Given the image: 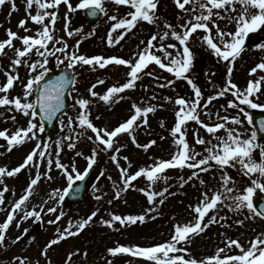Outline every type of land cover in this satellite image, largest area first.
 <instances>
[{"label":"snow or ice","instance_id":"1","mask_svg":"<svg viewBox=\"0 0 264 264\" xmlns=\"http://www.w3.org/2000/svg\"><path fill=\"white\" fill-rule=\"evenodd\" d=\"M110 2L116 6V13L108 15V20L112 23L107 33V44L109 46L119 45L125 36L131 33L138 24L147 22L157 25L161 18L157 15L159 0H79L75 5L71 0H25V18L18 22V27L23 28L25 34L20 35L11 28L6 30V37L0 40V57L7 56V50L13 51L11 64L8 69H4L0 64V70L5 72L6 81L0 83V107L7 112H15L27 117V126H17L15 130H0V138L6 141L8 152L15 147L24 145L27 142L35 141L34 147L27 153L23 161L16 167L9 168L7 165L0 166V184H4L7 177H15L22 171H31L35 168V175L30 178L24 193L18 200L14 201L6 218L0 222V248H6V238L11 225L15 222L16 228L20 229L23 222L34 218L35 221H43L42 214H52L53 219L47 221L50 225H57L54 238L47 242L41 254L47 259V264H52L48 258V251L54 245L66 240L69 237L80 235L88 226L95 223L94 218H98L101 209L98 207L86 218L77 220L69 219L66 226H60V222L67 215L63 210V204L67 196L72 193L77 181L83 182L93 166L97 164L99 153L111 152V160L119 170V181L112 184L113 199L107 203L111 205L113 200L120 199L122 194L130 189L136 188L133 182L144 179L146 187H139L136 190L146 196L149 206L140 214L121 215L109 213V218L99 217L100 223L109 228H115L117 224L121 227L130 225L144 224L154 221L162 215L160 208L169 196L175 195L170 192L171 185L157 190L156 185L163 180L168 181L166 170L175 168H187L192 170L191 175L185 179L181 176L180 187L187 184L193 178L199 177L201 173L220 170L219 188L210 189L202 193V198L193 206L189 205L194 213L192 222L175 223L170 238L148 246L138 244L124 245L117 243L116 246L108 248L110 256L115 257L121 254H130L133 257L143 258L147 264H264V232L256 235L248 246L245 247L239 239L226 237L223 242L224 247H218L214 254L203 258L196 257L192 250L194 237L200 236L215 224L228 226V217L219 215L222 208L227 207L234 213L243 210L250 212L251 218L259 217L264 219V204L257 206L254 203V195L258 190L264 192V143L259 142L258 131L253 126L250 131L243 130L245 124L253 125V116L244 106L251 109H264V104L256 102V97L264 92V75L250 79L246 87L241 88L232 79V73L236 61L245 51L246 38L250 33L264 28V0H174L176 7L186 14L183 24L177 26L164 21L163 31H158L150 36L147 41H141L143 48H139L130 58L111 55H87L80 52V44L87 36H93L95 30L84 33L83 27L71 29L70 19L64 16V32L71 38L79 36L74 45H70L64 36L58 35L57 22L61 4L65 5L68 12L74 13L78 9L90 10L91 16L98 14L107 15L106 3ZM10 5L8 16L12 12L19 11L16 0H0V8ZM35 5L36 11L32 9ZM239 5V7H237ZM124 6L129 9L126 15L119 14V7ZM180 19V17H178ZM227 20L230 24H235L234 31H228L221 27L218 21ZM31 21L38 27L33 30L28 27ZM2 27V25H0ZM202 32L203 35H197ZM32 33V34H28ZM83 34V35H81ZM199 41L200 46H206L216 58L228 62V79L226 85L215 95L208 96L207 103L202 105L205 99L201 87L190 76L193 69L196 54L191 46L193 37ZM169 39H174V43H166ZM15 41L20 42L17 47ZM264 50V44L258 45ZM39 59H32L33 56ZM55 60V66L63 69L55 79H46L52 70L49 67L50 61ZM150 65L158 66L160 70L173 74L175 79L165 77V83L159 87H174L177 80L183 79L190 85L194 92L193 98L184 96H165L163 99L174 103L177 107L174 110L175 122L168 129L169 135L173 138L175 152L170 158H155L153 163L148 166L138 167L131 172L133 167L129 156H121L122 149L126 144H121L119 138L127 135L131 142L139 149L147 152L157 144L156 139H151L147 143H139L136 132L141 127L149 126V114L155 113L158 109H163L164 104L148 103L147 101L131 103V115L118 123L117 126L109 128L99 126L94 121L100 120L101 116H92V106L97 102L105 105H114L126 99V90H134L143 85L145 76L160 77L150 69ZM24 66L28 75L26 80L22 79L19 68ZM88 66L90 70L106 69L109 66L126 67L123 83H112L101 94L97 91V86H103L105 80L97 79L87 88L88 95L80 93L77 87V67ZM258 72H264V60H261L250 69V75L256 76ZM21 86V94L12 95L16 84ZM215 87V85H213ZM71 96L73 103L71 107L76 109L75 117L67 115L62 110L65 109V94ZM231 93L233 99L228 100L227 108L236 109L234 115H221L219 111L213 114L208 109V105L220 97H225ZM152 100H158L156 93H152ZM224 108V106H221ZM227 108L224 111L227 112ZM57 113H62L61 126L69 130V134L59 137L55 141L52 137L42 138L45 133V124L52 121ZM202 113L207 120L202 119ZM215 115V119H213ZM4 113H0L3 117ZM67 117L64 123L63 117ZM14 123L17 122L15 115L9 117ZM189 122H195L202 127L211 137L206 139L200 135L199 128L192 129V138L189 139ZM231 125V126H230ZM160 126L165 127L162 120ZM259 128L264 130V119H261ZM223 130L224 134L219 133ZM92 135H88V132ZM84 137L93 143L91 153L85 157L87 165L81 171L75 161L71 165L61 161V152L64 148L75 151V156H84V153L76 151L77 143ZM161 140L165 137L161 136ZM215 141V143H213ZM55 143L56 149L52 150ZM203 146V152L197 151L196 146ZM257 153L259 159H257ZM121 160L126 162V166L121 164ZM44 165V170L41 166ZM61 171L67 181V186L63 189L54 188L47 200L39 205L29 208L31 198L34 196L37 186L42 180L52 181V169ZM228 168H239L242 176L251 178V183L241 190L237 181L232 175L227 173ZM104 176V172L99 174ZM107 179L112 180L111 176ZM199 183L207 187V182L200 179ZM94 192H99L95 199L100 201L106 193L101 192L96 184L92 185ZM79 191V187L76 189ZM8 187L4 184L3 192H0V204L4 203V192ZM211 192V194H210ZM53 201L52 206H48V201ZM127 201H125L126 203ZM17 217H19L17 219ZM237 219V225H243L245 220ZM29 233L28 228H24L20 235L12 241L13 244L21 241ZM33 241L35 237L31 238ZM227 250L238 249V253L228 254ZM80 250L69 253L66 258L70 264L72 257L79 254ZM87 257L88 253H83ZM33 264L27 256H17L13 264ZM35 264H40L39 260ZM107 264H113L111 259Z\"/></svg>","mask_w":264,"mask_h":264},{"label":"rangeland","instance_id":"2","mask_svg":"<svg viewBox=\"0 0 264 264\" xmlns=\"http://www.w3.org/2000/svg\"><path fill=\"white\" fill-rule=\"evenodd\" d=\"M73 5L77 4L79 0H71ZM19 11L12 12L11 17L8 16L10 11V5H5L0 8V40L6 37V30L11 28L13 31H17L21 36L25 34L24 29L18 27V22L25 18V0H16ZM108 9L107 15L103 14V18L95 23H91L87 20L84 11L78 9L74 13L68 12L65 5L61 4L59 8L58 15L60 19L57 22L58 35H62L68 40L70 45H74L76 39L79 36L67 37L64 32L65 20L64 16L67 14L71 23L70 28L75 29L83 27L84 33L95 30V34L90 37H85L80 44V52L91 55H104L105 57L111 55H117L119 57L130 58L132 54L143 48L140 42L147 41L150 36L158 31H163L164 21H168L177 26L179 30V25L184 23L187 18L186 14L179 10L174 0H159V5L157 9V15L161 18L157 25L149 24L143 22L137 25V27L128 35L125 39L121 41L119 45L109 46L107 44V33L109 31L111 21L108 20V15L116 13V6L110 2L106 3ZM239 7V5L237 6ZM36 8L33 6L32 12L35 13ZM129 9L124 6L119 7V14L126 15ZM180 17V19H178ZM222 28L228 31L235 30V24H230L227 20L218 21ZM28 27L35 30L38 26L28 22ZM32 34V33H28ZM256 39L252 45L245 44V51L242 53L236 61L232 79L241 88L246 87L250 79L258 78L259 75H264V72H258L256 76L250 75V69L254 67L261 60H264V50H261L258 45L264 44V28L255 31ZM83 35V34H81ZM197 35H203L199 32ZM174 39H169L166 43H174ZM16 46H20L19 41H15ZM139 46V48H138ZM193 51L196 54L193 69L190 72L198 85L201 87L204 93L205 99L202 101V105L207 103V97L215 95L222 87L226 85L228 74L227 69L229 67L228 62L219 60L215 55L208 50L206 46H200L199 41L196 37H193L191 44ZM13 57V51L7 50V56L0 57V64L3 65L4 69H8L11 64V58ZM32 59H39L37 56H33ZM226 66L225 70H222L223 66ZM49 67L53 70L56 68H63L55 66V60L50 61ZM151 70H153L159 79L154 77L145 76L143 78V85L147 86V91L145 87L140 86L138 82V87L134 90H126L124 95L126 99L114 105H105L103 102H97L92 106V116H101L100 120H95L94 122L99 126H107L113 128L118 125V123L127 119L131 115V103L132 101L142 102L147 101L148 103H161L164 104L163 109H158L155 113L149 114V126L141 127L137 130L136 136L139 143H147L151 139H156L157 144L150 148L147 152L142 149L137 148L130 140L127 135H122L119 138L121 144H126L127 147L122 149L121 156L127 155L132 161L133 167L130 169L131 172L137 170L138 167L148 166L153 163L155 158L168 159L175 152V146L172 143V137L169 135L168 129H170L175 122L174 110L176 105L172 102L165 101L163 97L165 96H184L186 98H193L194 92L190 85L187 84L183 79L177 80L174 87H159L160 84L165 83V77L168 79H175L173 74L166 71L160 70L158 66L150 65ZM127 68L123 66L113 67L109 66L106 69H96L90 70L88 66L77 67V87L81 94L87 96V88L94 83L97 79L105 80L103 86H97V91L101 94L106 90L108 86L112 83H123L125 80V73ZM19 73L22 79L27 78L28 71L24 66L19 68ZM6 81L5 72L0 70V83ZM215 85V87H213ZM152 93H156L158 100H152ZM13 96L21 94V86L19 83L16 84L15 90L11 93ZM231 93L227 94L225 97H220L208 105V109L215 114L219 111L221 115H234L237 110L232 108H227V102L233 99ZM256 102L264 104V92L254 98ZM73 99L70 102L69 108L66 111L67 115L75 117L76 109L71 107ZM227 108V112L224 108ZM249 112L257 109H251L248 106H244ZM264 110V109H263ZM0 113H4L3 117H0V130L5 128L12 131L15 130L17 126H27V117L22 114L15 112H7L5 108L0 107ZM15 115L18 123H14L10 116ZM61 116L59 117V128L56 133H49L45 130L42 134V138L52 137L55 141L59 137L66 136L69 134V130L66 127L61 126ZM202 119L207 120L202 113ZM64 123H67V117L64 116ZM215 119V115H213ZM165 122V127L160 126L161 121ZM189 139L191 143H194L192 138V129L199 128L200 135L204 136L206 139L211 137L206 133V131L200 127L195 122H189ZM231 126V125H230ZM253 126L245 124L243 130H249ZM88 135H92L89 131ZM223 135L224 132L221 130L219 133ZM165 137L161 140L160 137ZM215 143V141H213ZM264 143V140L261 142ZM35 141L27 142L22 146L15 147L11 152L6 150V147H0V166L7 165L9 168L16 167L21 163L27 153L34 147ZM0 145H6V141L0 138ZM93 143L88 141L86 138L82 137L77 143L76 151L84 153V156H75V151L64 148L61 152V161L63 163L71 165L73 160L75 161L77 167L83 171L87 165L85 157L91 153ZM56 149L55 143L52 145V150ZM197 151L203 152V146H196ZM111 152L105 153L100 152L97 157V164L93 166V171L87 180V188L85 191L84 199L78 202H68L67 198L63 204V210L67 215L60 222V226H66L69 219L77 220L80 218H86L92 211L96 208H100L101 211L98 214V218L95 219V223L88 226L80 235L76 237H69L66 240L54 245L48 251V258L51 259L52 264H68L66 258L69 253L75 252L77 249L80 253L73 256L70 264H107V260L111 259L113 264H147L143 258L133 257L130 254H121L115 257L109 255L107 249L116 246L117 243L124 245H134L138 244L141 246H148L158 242H163L170 238L173 230V225L175 223H185L192 222L194 220V213L189 205H195L201 198L204 191L210 189L219 188L220 185V170H215V175L213 172L201 173L199 177L193 178L183 187H180V177L183 176L185 179L191 175L190 169L187 168H175L166 170L165 175L169 178L167 183L163 180L159 181L155 186L157 190H162L163 187L171 185L169 191L175 193V195L169 196L165 204L161 206L160 211L162 215L158 216L154 221H148L144 224L137 223L136 225H130L127 227H121L117 224V231L115 228H109L106 225L100 223L99 217L104 219L109 218V213H117L121 215L127 214H140L145 210L149 203L146 196L136 189L139 187H146L147 182L144 179H139L133 182L136 188L130 189L127 193L122 194L121 198L113 200V203L109 205L107 201L113 199V188L112 184L115 181H119V170L117 169L115 163L111 160ZM257 159L259 155L257 153ZM121 164L126 166V162L121 160ZM41 170H44V165L41 166ZM35 168L31 171H22L15 177H7L4 184L7 187L12 188L13 195L11 198V203L6 209L0 208V222H2L10 211L11 206L14 201L18 200L19 197L24 193L26 185L29 183L30 178L35 175ZM104 172V176L99 174ZM227 173L232 175L237 181L238 186L243 190L251 183V178L242 176L239 168H228ZM52 176L54 180L47 181L42 180L36 188L34 196L31 198V203L29 208L34 205L41 204L44 200L48 199L51 194V190L54 188H61L67 186V181L65 177L61 174V171L53 166ZM108 176L112 177V180L107 179ZM200 179H204L207 182V187L199 183ZM4 184H0V192H3ZM96 184L101 192L106 193L103 199L97 201L95 199L96 195H100L99 192H94L92 185ZM211 194V192H210ZM125 201H127L125 203ZM53 201H48V206L53 205ZM43 221H35L34 218L23 222L20 229L16 228L15 222L11 225L6 238V248H0V264H13L14 258L17 256L23 257L27 256L35 264L36 260L40 261V264H47V259L41 254L42 249L45 247L48 241L54 238L55 230L57 225H50L47 223L48 220L53 219L52 214H42ZM219 215H226L228 217V226H222V224H215L210 226L206 232L200 236L194 237L193 244L191 245V250L193 254L198 258H203L208 255L215 253L218 247H224V241L226 237L232 239H239L241 243L248 246L249 241H251L256 235L264 232V219L256 217L251 218V213L243 210L239 213H234L230 211L227 207L220 210ZM245 216L249 218L245 220L243 225H237L235 221L237 219H244ZM19 217H17L18 219ZM24 228H28L29 232L33 228L32 233H28L24 238L13 244L12 241L17 235L23 232ZM35 237L33 241L31 238ZM87 251L88 255L85 257L83 253ZM228 254L238 253V249L227 250ZM18 264V261L15 262Z\"/></svg>","mask_w":264,"mask_h":264},{"label":"water","instance_id":"3","mask_svg":"<svg viewBox=\"0 0 264 264\" xmlns=\"http://www.w3.org/2000/svg\"><path fill=\"white\" fill-rule=\"evenodd\" d=\"M88 12L90 10H87ZM100 15V14H99ZM98 15V16H99ZM98 16H93L91 18H97ZM253 39V34H250L249 35V38L247 40L248 43H250ZM62 71V70H61ZM61 71L58 72V74H61ZM66 105V104H65ZM59 113H57L58 115ZM57 117V116H56ZM54 118L52 121H48L46 122L47 124V128L51 131H55L57 129V118ZM261 119H264V112H256L253 114V124L254 126L256 127L257 131H258V135L260 138H264V130H261L259 128V124H260V121ZM84 182V181H83ZM83 182L80 184L82 185ZM82 190H80L81 192ZM254 203L259 206L261 204H264V194L263 193H257L256 195H254Z\"/></svg>","mask_w":264,"mask_h":264}]
</instances>
